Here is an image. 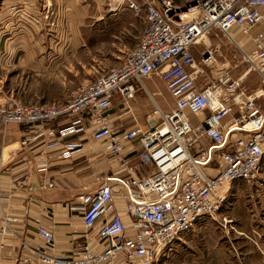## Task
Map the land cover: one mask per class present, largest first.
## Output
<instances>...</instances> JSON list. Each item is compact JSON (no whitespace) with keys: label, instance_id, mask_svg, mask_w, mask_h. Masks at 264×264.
<instances>
[{"label":"built area","instance_id":"2783aa9c","mask_svg":"<svg viewBox=\"0 0 264 264\" xmlns=\"http://www.w3.org/2000/svg\"><path fill=\"white\" fill-rule=\"evenodd\" d=\"M125 3L134 15L145 13V25L120 65L81 85L62 102L0 99L2 136L9 123L39 126L19 144L37 141L41 146L44 161L37 171L42 186L47 184L43 174L48 153L75 159L87 153L86 140L103 144L113 166L96 185L80 192L71 207L84 225L83 241L67 254L53 255L48 248L54 232L40 225L37 234L44 246L15 264H163L183 232L220 210L231 183L262 182L264 29L258 26L264 21V0H200L189 8L194 9L191 18L172 0ZM211 31L223 34L253 64L242 75L256 70L261 80L257 89L247 91L242 75L231 77L226 62L217 66L211 82L192 85L199 73L194 50ZM236 32L252 43L253 56L242 49ZM203 46L202 63L214 64L212 50ZM185 67L194 69L184 71ZM161 70L162 78L182 76L168 85L172 107L162 110L155 104L144 124L120 130L110 112L114 94L130 111L128 102L146 89L143 81ZM178 84L184 87L181 92L174 91ZM56 120L58 125L47 126ZM73 135L78 139H70ZM118 202L127 221L115 211ZM9 222L5 217L0 224L1 236L10 230Z\"/></svg>","mask_w":264,"mask_h":264},{"label":"crops","instance_id":"0c3cea01","mask_svg":"<svg viewBox=\"0 0 264 264\" xmlns=\"http://www.w3.org/2000/svg\"><path fill=\"white\" fill-rule=\"evenodd\" d=\"M101 5L102 0H0V60L6 55L10 64L19 60L31 68L44 70L46 56L51 54L53 60L55 55H60L54 50L55 45L63 40V44L68 41L69 46L76 30L84 27L85 18L91 16L94 8L99 13ZM106 11L107 6L104 8L105 16L102 14L96 19L101 17L99 20H108L111 18L106 17L113 15V18L122 20L120 37H128L130 43L135 45L142 31L139 25L135 28L136 18L132 11L120 3L112 8L111 16ZM263 24L258 28L264 27ZM237 38L242 43L244 38ZM63 44H59V48ZM146 81L149 83L150 79L143 82L148 89L151 84L148 85ZM136 95L138 117L134 113L131 115L123 102L121 107H116L115 103L121 98L117 94L113 96L115 101L110 112L114 124L120 130L144 124L145 116L151 112L141 117L140 105L143 106L150 97L142 95L141 89ZM59 123L56 120L47 126L54 127ZM38 128L15 123L10 131L6 126L5 134L0 135V156L2 154V158L5 157L0 164V224L5 217L10 219V230L0 235V264H15L19 257L30 254L31 250H41L44 244L37 234L40 225L54 232V243L48 248L53 255L67 254L73 245L83 241L81 235L85 230L84 225L80 214L71 207L76 204V196L80 192L96 185L113 167L111 156L104 153L103 144L85 139L87 153L75 159H60L55 152L48 153V168L43 174L47 184L42 186L39 179L42 174L37 171V167L44 161L41 146L37 141L27 145L19 144L23 136H33ZM70 139L78 138L73 135ZM14 148L17 149L15 154L12 152ZM132 161L136 165L134 157ZM263 165L264 157L262 176ZM263 182L264 179L258 184ZM122 208L118 202L115 211L127 221L129 216ZM201 233L205 231L194 228L188 230L179 238L180 241L173 244L163 264H236L234 253L239 262L244 260V264H253V257L264 263V245L252 244L233 246L234 252L225 247H214L216 253L202 259L204 255L194 250L198 247H193L197 245L193 243L194 240Z\"/></svg>","mask_w":264,"mask_h":264},{"label":"rangeland","instance_id":"374dc122","mask_svg":"<svg viewBox=\"0 0 264 264\" xmlns=\"http://www.w3.org/2000/svg\"><path fill=\"white\" fill-rule=\"evenodd\" d=\"M198 1L200 0H172L184 12L195 6ZM125 2L126 0H102L99 13L94 8L95 10L90 14L91 16L85 18V25H82L84 27L76 30V35L73 36V38H76L71 39L69 46L68 41H65L64 44L66 45H64L63 40L59 43L60 45L63 44L60 48L59 44L55 45L54 50L60 55H55L56 57L53 60L51 54L46 56L47 59L48 57L50 59L45 60L44 70L31 68L19 60H15L10 64L8 57L6 55L2 56L0 60V99L9 98L24 103L62 102L69 97L73 90L92 81L97 75L109 68L120 65L125 56L132 50L134 44L133 42L130 43L128 37H120L122 34V20L113 18L114 16L111 13L112 8L119 3L126 7ZM106 6L107 14L112 15L106 18L111 19H104L103 21L99 20L101 17L96 19L102 14L105 16L104 8ZM190 12L187 15L188 18L192 17L189 15ZM135 18V28L139 25L142 31L145 25V13L142 12L141 16L135 15ZM262 22L260 24H263ZM62 32L64 37L65 33L61 30ZM215 33V31H211L204 37V40L208 39L209 49L212 50V54L216 59L214 64L206 66L202 63V51L205 47L203 44L198 45L194 50L195 63L199 68L198 75L193 76L191 80L194 86H203L211 82L215 78L216 68L220 66L221 62L229 64V74L233 78L241 76L246 69L253 67L251 62L245 60L239 47L223 38L221 33ZM236 36L244 37L240 32H236ZM246 38L244 37L245 42L242 49L253 54V46L250 41L246 43ZM184 69V71H191L194 68L185 67ZM161 75L162 70L150 79L149 90L141 89L142 95L145 96L146 94L150 97L147 98V102L145 101L146 104L140 105L139 111L142 112V118L150 111L151 114L153 113L155 104L159 105L162 110H168L172 107L173 100L168 92V85L169 83H175L178 77L182 76L167 74L165 78H162ZM146 82L149 85L148 81ZM241 84L247 91L255 90L261 84L260 76L256 70L252 69L249 73L243 75ZM135 99L137 100V95H135ZM136 100L129 101L128 104L131 107L130 114L133 115L132 113H134L138 117L136 114L138 113ZM115 104L116 107H121L122 101H117ZM13 125L15 123H9L7 130L10 131ZM5 132L6 130H4V134ZM0 135L2 136L1 127ZM3 160H5V157H3ZM263 179L264 176H262ZM258 183H250L245 180L231 183L227 188L220 210L212 216L201 219L192 227L205 231L193 242L197 244L193 247H198L194 250L199 255H204L202 259L216 253L217 250L214 247L218 246L234 252L233 246L236 245H264V182L262 184ZM185 233L187 231L183 232L180 238ZM178 241H180L179 238L173 244ZM171 248H173V245ZM234 258L236 264L245 263L243 259L239 262L235 253ZM252 263L264 264L255 257H253Z\"/></svg>","mask_w":264,"mask_h":264},{"label":"bare ground","instance_id":"6f19581e","mask_svg":"<svg viewBox=\"0 0 264 264\" xmlns=\"http://www.w3.org/2000/svg\"><path fill=\"white\" fill-rule=\"evenodd\" d=\"M194 9H189V11H187L186 13H184V16H187L188 15V13L190 12V11H193ZM223 35V34H222ZM207 36V35H206ZM244 38V37H243ZM245 38H246V36H245ZM206 40V41H205ZM205 40H203L202 41V44H205L207 47H209V45H210V43L208 42V39H205ZM244 42H245V40L243 39L242 40V43L244 44ZM251 56H253V54L251 55ZM245 73H248V71H246ZM155 76V75H154ZM241 78H243V75L241 76ZM144 82V81H143ZM144 84V83H143ZM142 88H146L147 89V87L145 86V84L143 85V87ZM146 89H144V90H146ZM184 89V87H183V85L182 84H178V85H176V89L174 90V91H176V92H181L182 90ZM147 91V90H146Z\"/></svg>","mask_w":264,"mask_h":264}]
</instances>
